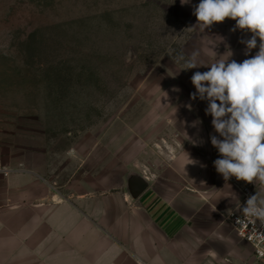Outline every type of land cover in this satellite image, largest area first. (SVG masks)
Listing matches in <instances>:
<instances>
[{"label": "rangeland", "instance_id": "rangeland-1", "mask_svg": "<svg viewBox=\"0 0 264 264\" xmlns=\"http://www.w3.org/2000/svg\"><path fill=\"white\" fill-rule=\"evenodd\" d=\"M196 22L177 0H0V169L55 186L78 167L119 181L167 164L212 125L190 96L209 67L179 60L216 58Z\"/></svg>", "mask_w": 264, "mask_h": 264}, {"label": "crops", "instance_id": "crops-1", "mask_svg": "<svg viewBox=\"0 0 264 264\" xmlns=\"http://www.w3.org/2000/svg\"><path fill=\"white\" fill-rule=\"evenodd\" d=\"M199 2L183 5L193 18ZM234 26L226 19L201 32L218 53L212 61L231 52L229 62L239 63L259 50L246 56L240 41L252 34ZM212 135V125L201 127L156 171L139 165L149 186L137 198L127 177L97 178L94 168L85 176L78 167L55 186L35 169H0V264H242L251 244L227 217L244 188L264 196V186L226 182L214 167Z\"/></svg>", "mask_w": 264, "mask_h": 264}, {"label": "clouds", "instance_id": "clouds-1", "mask_svg": "<svg viewBox=\"0 0 264 264\" xmlns=\"http://www.w3.org/2000/svg\"><path fill=\"white\" fill-rule=\"evenodd\" d=\"M180 3L183 6L190 0ZM193 15L197 22L187 30L198 29L203 33L214 23L232 19L233 32L239 29L252 34L240 41L246 45L245 55L259 49L239 63L229 62L231 52L227 58L219 56L210 65L199 62L196 51L179 60L183 61L181 70L209 67L208 71H197L191 76L196 91L190 96L192 100L208 102L205 113L212 117V126L218 133L211 136V144L220 154L213 162L217 173L226 182L235 177L238 181L264 186V0H200L193 6ZM199 123L194 121L192 126ZM188 160V164L196 163L189 156ZM242 214L249 222L259 219L264 224V196L256 193L248 198Z\"/></svg>", "mask_w": 264, "mask_h": 264}, {"label": "built area", "instance_id": "built-area-1", "mask_svg": "<svg viewBox=\"0 0 264 264\" xmlns=\"http://www.w3.org/2000/svg\"><path fill=\"white\" fill-rule=\"evenodd\" d=\"M2 170L5 173L10 171L9 168ZM252 195L253 192L250 188H244L242 191V200L239 204L241 210H238V205L229 213L227 219L239 237L251 244L253 249L252 257L242 264H264V224L259 219H256L254 223L249 222L242 214V208Z\"/></svg>", "mask_w": 264, "mask_h": 264}, {"label": "water", "instance_id": "water-1", "mask_svg": "<svg viewBox=\"0 0 264 264\" xmlns=\"http://www.w3.org/2000/svg\"><path fill=\"white\" fill-rule=\"evenodd\" d=\"M127 183L133 198H137L149 186L146 176L138 172L127 176Z\"/></svg>", "mask_w": 264, "mask_h": 264}]
</instances>
